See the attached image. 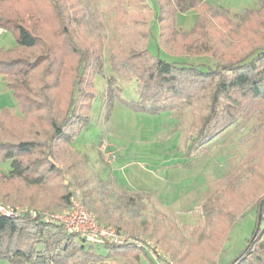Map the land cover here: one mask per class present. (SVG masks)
Returning <instances> with one entry per match:
<instances>
[{"label": "rangeland", "instance_id": "1", "mask_svg": "<svg viewBox=\"0 0 264 264\" xmlns=\"http://www.w3.org/2000/svg\"><path fill=\"white\" fill-rule=\"evenodd\" d=\"M117 1H69L71 15L79 9L83 14L80 25L73 22L71 25L77 37L92 51L93 58H98L101 71L93 77L95 96L91 102L90 122L72 143L78 153L71 152L68 145H62L57 151L59 157L50 155L59 169L51 173L43 186L28 185L20 179L0 174V203L42 213H63L69 208L68 205L61 211L63 193L77 186L83 206L94 219L97 213H92L90 207L97 208L103 216L108 215L104 223L112 227L117 224L123 233L142 235L154 243L163 241V249L158 248L167 253L174 264H230L246 247L255 228H259L264 239V214L261 218L256 214L252 204L257 198L251 195L252 190L264 183V101L250 103L256 111L263 113V119L260 117L257 121L263 123L259 130L249 132L254 118L239 119L206 149L195 152L192 166H185L186 135L200 123L206 106L197 99L194 103L197 113L191 107H182L179 114H174L134 111L125 104V101L137 99L136 81L125 80L113 71L109 57L127 52L126 49L136 44L134 37L123 35L124 26L134 27V23L146 22L149 13L140 5H131L125 6L124 12L122 8L119 18L115 9ZM202 1L227 10L236 20L237 15L255 7L258 0ZM37 2L45 16L50 15L48 2ZM123 18V23L117 21ZM196 20L197 12L193 9L176 13L179 34L193 28ZM53 29L45 25L40 34L49 40ZM222 31L228 35V31ZM3 32L0 47H15L12 32ZM245 33L247 31L242 33L235 28L228 50L240 49ZM157 35L158 26L153 25L149 45L152 54L157 51L154 40ZM181 43L177 42L171 51H183L178 47ZM42 52L39 45L25 50L22 56L32 60ZM74 65L69 61V72L65 75L64 71V78L56 83L63 85L50 95L54 106L63 108L60 115L64 114L69 99ZM32 83L35 84L28 82V86ZM4 108L12 110L18 118L6 117L7 130L4 129L3 139L13 141L14 137L25 135L26 130L30 138L29 118L19 111L12 91L0 74V110ZM40 135L38 138L43 139ZM0 168L9 169V162L0 161ZM130 196L136 197L135 203L128 202ZM93 247L104 253L100 245ZM141 262L147 264L146 260ZM0 264L10 263L0 261ZM103 264L128 263L116 258L105 260Z\"/></svg>", "mask_w": 264, "mask_h": 264}, {"label": "trees", "instance_id": "2", "mask_svg": "<svg viewBox=\"0 0 264 264\" xmlns=\"http://www.w3.org/2000/svg\"><path fill=\"white\" fill-rule=\"evenodd\" d=\"M46 1L51 9L48 16L37 5V0H0V28L11 31L16 40L13 48L0 47V74L12 91L19 111L28 116L27 126L32 130L30 138L26 130L25 135L5 141L2 134L7 130L6 117L16 120L18 117L10 109L0 110V161L9 162V169L0 168V174L32 186L45 185L51 173L59 169L50 159V155L59 157V147L68 145L76 154L72 143L90 122L91 102L95 96L93 77L101 72L98 58H93L92 51L77 37L71 25L72 22L80 25L83 17L80 9L71 15L68 12L70 0ZM131 5L147 10L149 19L134 23L136 29L124 26L123 35L134 37L136 44L126 49L127 52L110 55V68L125 80L136 81L137 99L125 101L134 111L179 114L182 107H191L197 113L195 101L204 102L205 114L184 141L185 166H192L195 152L206 149L239 119L254 118L249 132L262 127L263 123L257 121L260 117L263 119V113L250 103L264 101V0H258L255 7L237 15L236 20L227 10L212 7L202 0H118L116 15L120 18L122 8L124 12V7ZM190 9L197 12L195 26L179 34L175 14ZM118 20L119 23L125 21L124 18ZM45 25L54 28L49 40L40 34ZM153 25L158 26L154 39L156 54L149 50ZM235 28L247 34L243 36L240 49L228 50ZM222 30L228 31V35ZM177 42H182L178 47L183 51L172 52L171 47ZM39 45L43 52L34 59L22 56L25 50ZM69 61L75 65L69 99L64 114L60 115L63 108L54 106L50 95L63 85L56 83L69 72ZM30 81L35 84L28 86ZM40 133L43 139L38 138ZM257 189L251 193L257 198L252 206L260 217L264 214V183ZM71 194L72 190L63 193L61 211L70 205ZM135 199L130 196L128 202L133 204ZM0 206L6 207L2 203ZM90 209L97 213L99 224L112 226L104 223L108 215L104 217L97 208ZM41 213L6 215L0 211V261L10 264H103L105 260L121 258L128 264H142L141 260L150 264L148 253L141 247L105 242L100 245L103 253L78 234L65 231L61 223L44 220ZM115 225L113 227L121 230ZM155 244L164 247L163 241ZM230 264H264V239L259 228H255L246 247Z\"/></svg>", "mask_w": 264, "mask_h": 264}, {"label": "built area", "instance_id": "3", "mask_svg": "<svg viewBox=\"0 0 264 264\" xmlns=\"http://www.w3.org/2000/svg\"><path fill=\"white\" fill-rule=\"evenodd\" d=\"M3 29L0 28V35ZM0 211L6 215L30 213L37 215L39 212L35 209L27 207L11 208L1 207ZM44 220H55L61 223L64 230L69 233L78 234L84 238L86 242L95 245H101L105 242H111L115 245H123L126 243L134 244L144 249L150 258V264H174L169 255L159 249L153 240L142 235H129L117 230L112 226H103L87 212L81 201L78 187L72 188L70 197V205L68 210L63 213H41Z\"/></svg>", "mask_w": 264, "mask_h": 264}, {"label": "crops", "instance_id": "4", "mask_svg": "<svg viewBox=\"0 0 264 264\" xmlns=\"http://www.w3.org/2000/svg\"><path fill=\"white\" fill-rule=\"evenodd\" d=\"M3 33H4V32H2V34H1V35H3Z\"/></svg>", "mask_w": 264, "mask_h": 264}]
</instances>
